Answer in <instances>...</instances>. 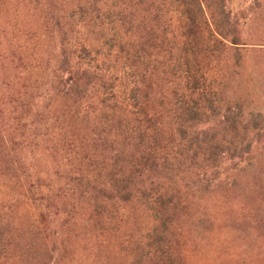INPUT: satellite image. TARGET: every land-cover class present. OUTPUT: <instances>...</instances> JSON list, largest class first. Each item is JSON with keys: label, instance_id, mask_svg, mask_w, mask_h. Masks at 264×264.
<instances>
[{"label": "rangeland", "instance_id": "374dc122", "mask_svg": "<svg viewBox=\"0 0 264 264\" xmlns=\"http://www.w3.org/2000/svg\"><path fill=\"white\" fill-rule=\"evenodd\" d=\"M93 1L0 0V223L9 234L0 264L161 263L142 256L154 224L142 204L124 205L109 223L72 184L104 158L57 79L71 29L92 39L78 15ZM212 4L228 15L239 43L237 54L211 60L222 106L246 126L227 135L251 147L224 157L206 182L162 181L182 202L173 212L168 262L264 264V0Z\"/></svg>", "mask_w": 264, "mask_h": 264}, {"label": "trees", "instance_id": "16d2710c", "mask_svg": "<svg viewBox=\"0 0 264 264\" xmlns=\"http://www.w3.org/2000/svg\"><path fill=\"white\" fill-rule=\"evenodd\" d=\"M213 1H93L78 15L92 39L74 27L62 43L58 87L75 99L74 118L92 130L104 156L90 176L72 178V184L109 223L124 205L142 204L154 223L142 256L154 255L160 264H169L173 212L182 204L162 181L193 176L206 182L201 178L224 157L251 147L227 135L246 126L222 106L211 60L237 54L239 43ZM216 120L219 125L203 128ZM8 235L0 223V255Z\"/></svg>", "mask_w": 264, "mask_h": 264}]
</instances>
